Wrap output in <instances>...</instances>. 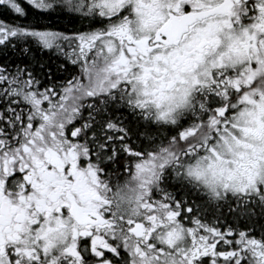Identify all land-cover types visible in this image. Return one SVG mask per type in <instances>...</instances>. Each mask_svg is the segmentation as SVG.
<instances>
[{
  "label": "snow or ice",
  "instance_id": "1",
  "mask_svg": "<svg viewBox=\"0 0 264 264\" xmlns=\"http://www.w3.org/2000/svg\"><path fill=\"white\" fill-rule=\"evenodd\" d=\"M0 264H264V0H0Z\"/></svg>",
  "mask_w": 264,
  "mask_h": 264
},
{
  "label": "trees",
  "instance_id": "2",
  "mask_svg": "<svg viewBox=\"0 0 264 264\" xmlns=\"http://www.w3.org/2000/svg\"><path fill=\"white\" fill-rule=\"evenodd\" d=\"M63 23H64V24H68V21H67V20H65V21H63ZM69 26H71V25H69Z\"/></svg>",
  "mask_w": 264,
  "mask_h": 264
}]
</instances>
